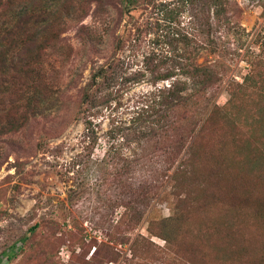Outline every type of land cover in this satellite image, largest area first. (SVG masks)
I'll return each mask as SVG.
<instances>
[{"label":"rangeland","instance_id":"obj_1","mask_svg":"<svg viewBox=\"0 0 264 264\" xmlns=\"http://www.w3.org/2000/svg\"><path fill=\"white\" fill-rule=\"evenodd\" d=\"M48 1L57 39L26 100L0 95V264H264V0H226L230 26L207 36L198 2L177 23L146 5L178 0H0V22ZM174 29L219 80L189 87L184 110L139 116L168 85L145 68H169ZM158 125L194 140L182 177Z\"/></svg>","mask_w":264,"mask_h":264},{"label":"trees","instance_id":"obj_2","mask_svg":"<svg viewBox=\"0 0 264 264\" xmlns=\"http://www.w3.org/2000/svg\"><path fill=\"white\" fill-rule=\"evenodd\" d=\"M9 1L11 2V0ZM93 1L99 4L102 0ZM124 1L128 5H134L138 0ZM225 1L178 0L177 3L180 4L177 9L171 8V5L167 4H160L159 7L156 4H151V2H146V5L152 6L151 9L157 8L158 12L164 16L165 21L169 23L175 21L177 23L176 17L183 12L185 5H193V3L198 2L200 8L204 9V11H208V13L210 10L213 11L212 18L208 15L206 18L200 20V26L206 28V30L202 29L198 31V35L207 36V27L220 25L221 27L228 28L230 26V19L225 17V13H227V3ZM45 4L46 8L42 10L37 8L38 5L40 6V3L37 6H18V10H15L13 5H11L9 11L5 14L7 18L0 22V95L11 92V94H14L17 103L26 100L25 98L29 94V92L25 93L26 91H24L25 84L31 82L34 74L41 67L42 60L39 56L42 54L43 46L56 38L55 35L49 33V30L54 25L53 18L54 14L58 11V7H52L53 4L50 1ZM41 5L43 7L42 3ZM168 27L171 29L170 25ZM195 39L193 34L184 31V29L183 31L174 29L171 38L166 43L170 48V56L166 57L169 68L163 73L157 72L156 68H145V71L151 73L152 81H168V85L156 89L150 96H147L148 98L144 101L143 106L137 108L135 113H138L139 116L141 113L147 114L158 105L166 106L164 112L166 110L171 112L184 110L188 104L185 107L183 105L188 103L191 96L184 95L189 90V87L192 86L193 89L198 86L207 87L212 82L219 80L217 76L212 75V71H210L211 67L188 61L189 59H194L193 53L198 47L197 41H194ZM107 69L100 67L94 72L92 76L94 83L107 76ZM36 92L39 96L42 95L40 89L32 92L31 95H34ZM162 95L164 96V100L161 101ZM216 110H218V107L214 106L210 111L211 114L216 112ZM157 116L159 117L158 119L162 117L161 113ZM86 122L90 123L89 121ZM175 123L173 124L177 127L181 122ZM158 126L159 129L156 132L158 141L172 139L173 142L166 155V158L169 159V169L174 172L173 175L182 177L186 173V167L188 164H192L194 159V140L190 141L189 136L178 135L176 134L177 132H173V135H170L168 133L169 130H165L169 127Z\"/></svg>","mask_w":264,"mask_h":264}]
</instances>
